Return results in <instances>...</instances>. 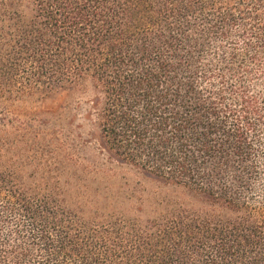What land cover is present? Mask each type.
Returning a JSON list of instances; mask_svg holds the SVG:
<instances>
[{
    "label": "trees",
    "instance_id": "trees-1",
    "mask_svg": "<svg viewBox=\"0 0 264 264\" xmlns=\"http://www.w3.org/2000/svg\"><path fill=\"white\" fill-rule=\"evenodd\" d=\"M0 264H264V0H0Z\"/></svg>",
    "mask_w": 264,
    "mask_h": 264
},
{
    "label": "rangeland",
    "instance_id": "rangeland-1",
    "mask_svg": "<svg viewBox=\"0 0 264 264\" xmlns=\"http://www.w3.org/2000/svg\"><path fill=\"white\" fill-rule=\"evenodd\" d=\"M67 98V91L64 89H57L55 91H50L45 94L34 96L32 99H28V101L24 103H18L13 107L16 113L18 114H47L50 112H54L59 109L61 104L64 103ZM24 113V114H23ZM115 172L120 175L130 176L132 179H144L142 174H140L135 169L125 167V166H115ZM145 180V179H144ZM151 187H156L155 184H151Z\"/></svg>",
    "mask_w": 264,
    "mask_h": 264
}]
</instances>
